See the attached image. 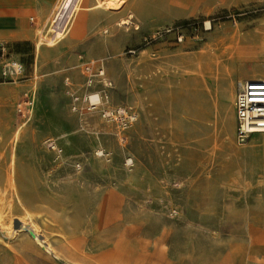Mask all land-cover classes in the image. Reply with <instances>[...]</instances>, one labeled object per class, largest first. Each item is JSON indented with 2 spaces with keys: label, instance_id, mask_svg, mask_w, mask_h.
<instances>
[{
  "label": "rangeland",
  "instance_id": "rangeland-1",
  "mask_svg": "<svg viewBox=\"0 0 264 264\" xmlns=\"http://www.w3.org/2000/svg\"><path fill=\"white\" fill-rule=\"evenodd\" d=\"M126 11L84 9L68 32L51 15L0 51V264H264V133L235 137L237 82L264 78V0ZM117 105L138 113L126 131L101 116Z\"/></svg>",
  "mask_w": 264,
  "mask_h": 264
},
{
  "label": "crops",
  "instance_id": "crops-1",
  "mask_svg": "<svg viewBox=\"0 0 264 264\" xmlns=\"http://www.w3.org/2000/svg\"><path fill=\"white\" fill-rule=\"evenodd\" d=\"M100 1L101 0H0V42L7 44L9 41L20 42L32 40L35 37L37 29L43 26L51 15L59 16V18L62 17L61 21L66 19L64 32L70 31V18L78 16L84 9H87L91 12V15L94 16L96 14L105 15L107 18H117L118 20L120 17L128 18L131 16L126 11L128 0H106L110 2L115 1V3L119 1L126 3L124 5V11L121 10L115 15L101 9H93L96 3ZM88 2L89 6H86ZM45 40H47V37L43 35L40 42L48 45V41ZM261 143L263 145L260 147L259 151L264 161V136L261 138ZM257 151L258 149L254 147L253 154L255 163H257ZM254 174L264 175V171H254ZM261 198L264 199V195ZM262 207L264 208V203ZM259 223L264 225V211L260 212ZM262 232H264V227L260 228V233ZM256 238L262 239L264 235H259V237L257 236Z\"/></svg>",
  "mask_w": 264,
  "mask_h": 264
},
{
  "label": "built area",
  "instance_id": "built-area-1",
  "mask_svg": "<svg viewBox=\"0 0 264 264\" xmlns=\"http://www.w3.org/2000/svg\"><path fill=\"white\" fill-rule=\"evenodd\" d=\"M6 49L7 45L0 42V51H5ZM95 64V61L84 62L86 73L91 77L99 76L103 78L104 69L98 68L97 72H94ZM22 69L23 66L21 64H15L13 73L19 74ZM4 73H7L6 70ZM90 82H92L91 79ZM104 84L108 85V83ZM78 100H81V98L75 97V101ZM83 101L89 103L88 109L96 110L104 103H109V97L108 95L104 97L97 93L90 96L85 95ZM74 109L77 110L78 107L75 106ZM99 110L102 118L106 122L115 123L120 131L130 129L138 120V113L133 107L117 105L106 106ZM235 117V137L238 144L245 145L249 142L252 135L264 133V79H243L237 82ZM47 144L49 148L55 147L52 140L47 141Z\"/></svg>",
  "mask_w": 264,
  "mask_h": 264
},
{
  "label": "bare ground",
  "instance_id": "bare-ground-1",
  "mask_svg": "<svg viewBox=\"0 0 264 264\" xmlns=\"http://www.w3.org/2000/svg\"><path fill=\"white\" fill-rule=\"evenodd\" d=\"M130 23H131V21L129 19H124V20L122 19V20H120L119 25H129ZM14 188H15V185H14ZM2 217L0 216V226H2L3 228L12 229V225L11 224H12L13 221L9 223L8 221L4 220ZM19 219L24 220L22 218H19ZM37 230H40V229H37ZM48 246L50 248V242H48Z\"/></svg>",
  "mask_w": 264,
  "mask_h": 264
}]
</instances>
